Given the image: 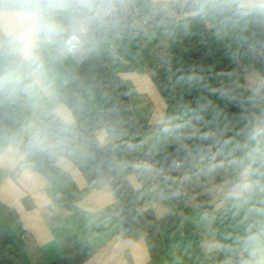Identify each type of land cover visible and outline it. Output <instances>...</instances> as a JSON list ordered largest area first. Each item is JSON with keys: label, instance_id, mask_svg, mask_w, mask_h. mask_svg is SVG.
<instances>
[{"label": "crops", "instance_id": "obj_1", "mask_svg": "<svg viewBox=\"0 0 264 264\" xmlns=\"http://www.w3.org/2000/svg\"><path fill=\"white\" fill-rule=\"evenodd\" d=\"M168 1L179 19L199 13L208 27L237 42L245 12L264 0H133L139 6ZM154 32L113 40L76 61L65 51L49 54L60 119L33 110L21 99L0 96V264H161L177 248L190 222L210 264H249L245 240L222 243L215 212L248 188L236 150L264 127V40L259 33L229 49L235 79L259 101L251 126L236 130L229 148L235 165L223 168L182 206L159 200L148 178L135 171L133 156L144 144L159 158L157 138L175 113L148 62ZM115 45V55L108 43ZM80 55H82L80 53ZM31 120L46 124L62 143L52 152L15 147ZM178 152L188 149L173 137ZM18 172L17 179L9 171ZM251 175L247 182L251 185ZM31 234L24 242L23 232Z\"/></svg>", "mask_w": 264, "mask_h": 264}, {"label": "trees", "instance_id": "obj_2", "mask_svg": "<svg viewBox=\"0 0 264 264\" xmlns=\"http://www.w3.org/2000/svg\"><path fill=\"white\" fill-rule=\"evenodd\" d=\"M210 21L207 13L180 19L169 42L171 68L156 72L155 81L175 110L157 138L159 159L180 153L174 136L182 138L188 148L213 142L233 148L236 130L251 126L259 115L257 97L245 88L230 85L235 73L229 49L255 32L264 40V7H251L245 12L241 26L235 30L240 34L235 43L208 27ZM223 87L226 90L221 93ZM259 144H264V133L236 150L238 160ZM253 168L256 171L248 192L227 199L215 212V232L222 243L241 242L250 233L264 229V166L255 164ZM162 263L210 264L192 223L183 224L177 248Z\"/></svg>", "mask_w": 264, "mask_h": 264}, {"label": "clouds", "instance_id": "obj_3", "mask_svg": "<svg viewBox=\"0 0 264 264\" xmlns=\"http://www.w3.org/2000/svg\"><path fill=\"white\" fill-rule=\"evenodd\" d=\"M107 0H0V96L21 99L36 111L47 110L58 123L59 105L49 59L51 53L81 46L109 13ZM264 133L257 128L253 138ZM207 139L208 137H204ZM15 147L27 151L52 152L61 141L39 120L27 122L15 138ZM245 182L255 174L253 165L264 166V144L235 161ZM250 256H260L249 264H264V229L245 238Z\"/></svg>", "mask_w": 264, "mask_h": 264}, {"label": "built area", "instance_id": "obj_4", "mask_svg": "<svg viewBox=\"0 0 264 264\" xmlns=\"http://www.w3.org/2000/svg\"><path fill=\"white\" fill-rule=\"evenodd\" d=\"M110 10L105 20L94 28L86 41L79 47L70 46L65 51L76 61H81L109 38L123 40L137 38L152 31L148 49V62L155 72L171 68L169 50L173 28L179 22L173 5L168 1H153L139 6L133 0H107ZM109 52L115 55V45L108 43ZM80 53L82 55H80ZM226 87L221 89V93ZM135 171L148 178V185L159 200L167 197L175 206H182L187 198L196 193L215 172L235 165L229 157V149L224 142H213L188 148L172 157L156 158L151 145L144 144L132 158ZM17 179L16 170L9 171ZM25 230L24 242L31 240Z\"/></svg>", "mask_w": 264, "mask_h": 264}, {"label": "water", "instance_id": "obj_5", "mask_svg": "<svg viewBox=\"0 0 264 264\" xmlns=\"http://www.w3.org/2000/svg\"><path fill=\"white\" fill-rule=\"evenodd\" d=\"M161 264H164V263H161Z\"/></svg>", "mask_w": 264, "mask_h": 264}]
</instances>
